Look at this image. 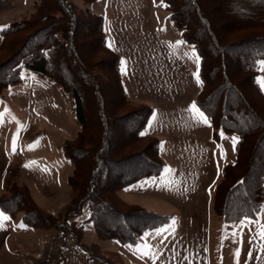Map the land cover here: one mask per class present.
Here are the masks:
<instances>
[{"label":"rangeland","instance_id":"1","mask_svg":"<svg viewBox=\"0 0 264 264\" xmlns=\"http://www.w3.org/2000/svg\"><path fill=\"white\" fill-rule=\"evenodd\" d=\"M38 2L0 0V45L2 31L29 19ZM68 2L80 11L103 16L107 44L121 59L126 96L133 105L153 109L150 119L157 122L156 134L148 135L147 129L145 134L163 144L161 174L123 189L111 201L121 210L142 208L166 216L168 221L142 235L138 244L124 247L116 241L98 240L93 223L86 221L90 213L84 205L73 222L83 226L80 244L62 235L60 227L67 225L64 215L72 198L67 180L73 171L62 146L76 137L80 126L60 87L22 70V82L0 93V198L11 197L15 185L19 191L25 187L55 228L25 225L21 213L11 217L15 202L4 201L0 212L10 219L0 227V264H264V240L259 236L264 208L235 224L223 223L215 212V188L226 165L236 160L238 139L232 134L221 136L209 121L198 122L188 111L193 103L198 108L200 58L170 19L169 11L159 0ZM32 30L24 31L21 38ZM11 51H0V65ZM182 118L195 137L202 135V150L169 160L167 145L177 136V122Z\"/></svg>","mask_w":264,"mask_h":264},{"label":"trees","instance_id":"2","mask_svg":"<svg viewBox=\"0 0 264 264\" xmlns=\"http://www.w3.org/2000/svg\"><path fill=\"white\" fill-rule=\"evenodd\" d=\"M68 1L39 0L29 19L2 31L0 51H12L0 65V93L22 82V70L60 87L80 126L76 137L62 146L73 171L67 180L72 208L60 231L80 244L83 226L73 222L87 205L86 221L93 223L98 240L136 245L168 218L142 208L121 210L111 198L162 172L158 139L142 135L153 109L133 105L126 96L121 59L107 44L103 16L80 11ZM159 1L200 58L197 107L216 133L238 139L236 160L226 165L215 188V212L232 224L255 217L264 208V92L258 83L264 60V0ZM27 29L33 30L21 38ZM22 188L15 185L12 198L6 199L15 202L11 217L21 213L29 227L55 228ZM6 200L0 198V205Z\"/></svg>","mask_w":264,"mask_h":264},{"label":"crops","instance_id":"3","mask_svg":"<svg viewBox=\"0 0 264 264\" xmlns=\"http://www.w3.org/2000/svg\"><path fill=\"white\" fill-rule=\"evenodd\" d=\"M0 30H1V27H0ZM0 33H1V31H0ZM263 72L264 71H260V74L258 76V81L263 78V77H261V76H263ZM259 85H260V83H259ZM156 127H157V122L155 121V118H151L147 124V127H146L147 132L146 133L148 135L154 136L156 134V129H154V128H156ZM200 131H202V128L199 127V132ZM175 135H177V136L172 137V140L167 145V150L170 154L169 160L172 159L174 161V159H176V160L179 159L182 156V154L183 155L188 154V153L192 154L193 152H196L198 149L202 150V148L200 147L202 135H200V133H199V135L201 137L200 136L195 137L193 130L190 129L189 122L185 121L183 118L177 122ZM162 148H163V144L160 146L161 153H162ZM173 161H171V163H173ZM194 169H195V167L194 168L192 167L191 171H194ZM181 175H182V173H181ZM213 198H214V196H213ZM212 201H213V199H212ZM210 215H212V214L210 211V203H209L208 204V217H209V219L213 218ZM222 222L224 223L223 220H222Z\"/></svg>","mask_w":264,"mask_h":264},{"label":"snow or ice","instance_id":"4","mask_svg":"<svg viewBox=\"0 0 264 264\" xmlns=\"http://www.w3.org/2000/svg\"><path fill=\"white\" fill-rule=\"evenodd\" d=\"M109 46H111V45H109ZM260 70L264 71V60H262L260 62ZM196 76H197V80L199 82L198 74H196ZM258 82L261 85V90L264 91V78L260 79ZM188 111L193 113V118L197 119L198 122L205 123V124L208 123L207 117H205L204 114L202 112H200L198 108H196L195 103H193V105H191L189 107ZM143 134H145V133H142V135ZM221 136H223V133H221ZM235 142L236 141H235V138H234V143ZM15 145H16V139L14 138V140H13V150H15ZM31 147L32 146H30V150H31ZM27 166L28 165H26V167ZM169 171H171V170L169 169ZM9 219L10 218L7 215H5L3 212H0V227H2L3 223L6 222ZM259 236H260V238L262 240H264V225H262L261 228H260ZM261 250L264 251V248H262ZM237 255H238V253H237ZM249 256H251V253H249Z\"/></svg>","mask_w":264,"mask_h":264}]
</instances>
